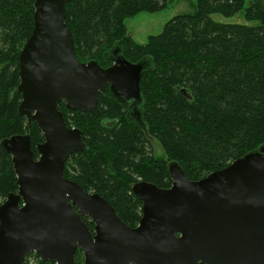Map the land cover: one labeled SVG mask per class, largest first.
Here are the masks:
<instances>
[{
    "label": "trees",
    "instance_id": "trees-1",
    "mask_svg": "<svg viewBox=\"0 0 264 264\" xmlns=\"http://www.w3.org/2000/svg\"><path fill=\"white\" fill-rule=\"evenodd\" d=\"M33 2L0 0V141L29 134L36 158L43 135L18 114L21 96L16 90L18 55L33 28ZM166 2L65 4V23L80 61L107 67L112 63L108 50L119 44L127 60L148 64L139 82L142 125L128 116V103L114 98L108 88L98 93L91 112L58 104L67 126L79 129L86 144L67 158L64 176L105 198L130 227L138 224L142 207L132 184L144 180L169 187L168 161L176 162L188 179L198 180L264 145V0H196L193 13L176 15L146 43L135 42L124 21L160 11ZM238 13L252 24L211 18ZM148 137L159 141L167 160L153 156ZM11 192H17L16 175L11 155L0 145V204ZM30 256L39 264H55L35 253L24 264ZM73 264H84L79 248Z\"/></svg>",
    "mask_w": 264,
    "mask_h": 264
},
{
    "label": "water",
    "instance_id": "water-1",
    "mask_svg": "<svg viewBox=\"0 0 264 264\" xmlns=\"http://www.w3.org/2000/svg\"><path fill=\"white\" fill-rule=\"evenodd\" d=\"M70 0H34L33 28L18 55L17 106L28 127L43 135L34 157L29 134L0 141L11 155L17 192L0 204V264H24L30 253L43 261L73 264H264V145L224 168L190 180L174 161L171 184L139 180L131 190L141 201L135 227L127 226L108 201L63 174L67 158L86 148L58 109L91 112L108 88L129 116H140L139 82L146 60L131 62L119 44L107 67L80 61L65 23ZM136 121V120H135ZM94 223L92 231L83 221Z\"/></svg>",
    "mask_w": 264,
    "mask_h": 264
},
{
    "label": "rangeland",
    "instance_id": "rangeland-1",
    "mask_svg": "<svg viewBox=\"0 0 264 264\" xmlns=\"http://www.w3.org/2000/svg\"><path fill=\"white\" fill-rule=\"evenodd\" d=\"M196 0H167L166 6L160 11L156 12H141L131 18L126 19L125 26L128 34L132 39L138 44H144L150 35L159 34L166 22L173 19L176 15L189 14L195 11ZM211 18L214 21L222 23H242V24H252L246 22L242 13H238L231 17H224L220 14H213ZM150 145L152 148V154L155 158L167 160L161 144L158 140L152 137H148ZM170 163V161H168ZM92 192V191H90ZM90 220L89 223L86 220ZM84 220L91 229L94 223L90 218ZM91 222L93 225H91ZM26 264H39V262L33 256L27 258Z\"/></svg>",
    "mask_w": 264,
    "mask_h": 264
},
{
    "label": "flooded vegetation",
    "instance_id": "flooded-vegetation-1",
    "mask_svg": "<svg viewBox=\"0 0 264 264\" xmlns=\"http://www.w3.org/2000/svg\"><path fill=\"white\" fill-rule=\"evenodd\" d=\"M127 103H128V106L130 107V109L134 107V108H133L134 111L136 110V107H135V104L133 103V101H130V102H127ZM128 116H129V113H128ZM136 116H137V117H134V119H135L136 121L133 120V119H132V120H133L135 123H136V122H140V116H139V114L136 113ZM129 117H130V116H129ZM130 118H131V117H130ZM82 218H83V220H86V219H87V217H82ZM86 221H88V223H89L90 220L87 219ZM87 225H88V224H87Z\"/></svg>",
    "mask_w": 264,
    "mask_h": 264
}]
</instances>
